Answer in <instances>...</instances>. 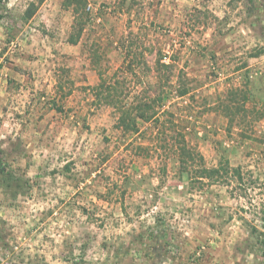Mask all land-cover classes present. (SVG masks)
Masks as SVG:
<instances>
[{
  "label": "rangeland",
  "instance_id": "1",
  "mask_svg": "<svg viewBox=\"0 0 264 264\" xmlns=\"http://www.w3.org/2000/svg\"><path fill=\"white\" fill-rule=\"evenodd\" d=\"M63 1L0 3V264H264V0H87L75 45ZM101 76L157 119L119 130ZM181 133L243 182L192 190Z\"/></svg>",
  "mask_w": 264,
  "mask_h": 264
},
{
  "label": "trees",
  "instance_id": "2",
  "mask_svg": "<svg viewBox=\"0 0 264 264\" xmlns=\"http://www.w3.org/2000/svg\"><path fill=\"white\" fill-rule=\"evenodd\" d=\"M44 0H39L42 3ZM2 0H0V3ZM63 5L66 9L72 10L74 14V35L70 38L71 44H77L81 33L84 31L87 21V16H89V11L87 10L88 3L87 0H64ZM36 5L31 4L30 9L26 12V18H31L35 12ZM263 52H258L254 57H258ZM166 66V65H165ZM166 67H169L168 65ZM101 83L98 85L97 89H100V96L103 98L104 102L114 108L118 114L117 128L125 133H137L139 132V127L141 123L151 122L157 119V110L155 105L158 102H163L164 91H160L159 94L153 95L148 98L139 101L138 105H131L127 101L126 97L122 98L115 90L114 84L101 76ZM191 92L190 88L184 85L178 90L179 97H185ZM233 94V93H232ZM235 98H231L224 102V113L223 115L228 118L230 122L236 120L237 114L241 111V108L235 107ZM181 139L177 144L176 159L179 164L180 174L186 177L188 184L192 190L202 189L205 186L214 184H232V182H237L241 184L243 182V176L241 168L231 167L229 162H224L217 167H207L203 156L194 148H192L186 141L184 133L180 135ZM0 179L6 187H10L9 183L12 181L9 173L5 172V168L0 162ZM264 222V219H263ZM257 231L255 228L253 229ZM157 232V231H155ZM154 238L158 240H165L168 238V233L165 228H160ZM264 248V241L262 243Z\"/></svg>",
  "mask_w": 264,
  "mask_h": 264
}]
</instances>
